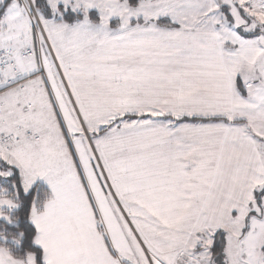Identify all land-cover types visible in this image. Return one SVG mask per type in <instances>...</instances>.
<instances>
[{"label": "snow or ice", "instance_id": "obj_1", "mask_svg": "<svg viewBox=\"0 0 264 264\" xmlns=\"http://www.w3.org/2000/svg\"><path fill=\"white\" fill-rule=\"evenodd\" d=\"M0 264H264V0H0Z\"/></svg>", "mask_w": 264, "mask_h": 264}]
</instances>
